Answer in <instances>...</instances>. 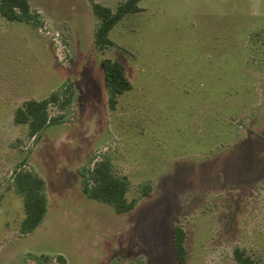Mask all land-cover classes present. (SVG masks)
<instances>
[{"label":"rangeland","instance_id":"obj_1","mask_svg":"<svg viewBox=\"0 0 264 264\" xmlns=\"http://www.w3.org/2000/svg\"><path fill=\"white\" fill-rule=\"evenodd\" d=\"M125 1L29 0L39 27L0 13V264H180L176 225L187 264H239L236 249L264 264V0H141L99 50L93 3ZM105 58L132 83L115 109ZM65 87L72 104L38 139L15 123ZM108 160L138 199L128 213L83 190L82 169ZM17 170L46 182L28 235Z\"/></svg>","mask_w":264,"mask_h":264},{"label":"trees","instance_id":"obj_2","mask_svg":"<svg viewBox=\"0 0 264 264\" xmlns=\"http://www.w3.org/2000/svg\"><path fill=\"white\" fill-rule=\"evenodd\" d=\"M140 1L127 0L121 3L116 11L101 3H93L94 13L99 19V25L95 31V42L99 50L103 51L114 45L110 38V32L124 17L141 11ZM0 13L10 22H26L37 27L41 25L40 13L32 9L29 0H0ZM102 66L106 85L110 91V106L115 109L119 97L131 90L132 83L127 76L126 67L120 61L105 58L102 60ZM63 90H57L42 100L25 101L15 111V123L28 125L29 136L38 139L48 125L64 118L63 114L52 116L50 109L57 106L61 110H66L72 104L75 97L73 87H65ZM91 163L92 161L89 164ZM89 164L82 169V184L85 194L94 200L110 204L118 214L133 210L138 199L130 200L128 197L131 188L129 178L117 175L113 170L111 160L98 161L92 168ZM13 185L24 198L26 216L20 231L22 234H30L42 223L48 210L45 194L46 182L37 173L29 170H17L13 178ZM142 190L141 196L146 197L151 194L152 187L145 185ZM173 241L179 263L187 264L186 232L179 225L174 227ZM235 258L239 264H258L240 249L235 250ZM42 259L48 261L50 257L42 256ZM58 259L62 264H65V258L59 256ZM129 264H139V262H130Z\"/></svg>","mask_w":264,"mask_h":264},{"label":"crops","instance_id":"obj_3","mask_svg":"<svg viewBox=\"0 0 264 264\" xmlns=\"http://www.w3.org/2000/svg\"><path fill=\"white\" fill-rule=\"evenodd\" d=\"M25 235H28V234H25Z\"/></svg>","mask_w":264,"mask_h":264}]
</instances>
